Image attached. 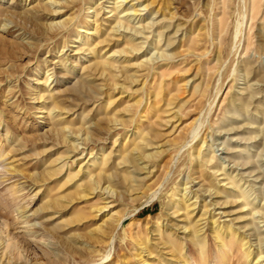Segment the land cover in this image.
I'll list each match as a JSON object with an SVG mask.
<instances>
[{
	"label": "rangeland",
	"instance_id": "1",
	"mask_svg": "<svg viewBox=\"0 0 264 264\" xmlns=\"http://www.w3.org/2000/svg\"><path fill=\"white\" fill-rule=\"evenodd\" d=\"M0 264H264V0H0Z\"/></svg>",
	"mask_w": 264,
	"mask_h": 264
}]
</instances>
